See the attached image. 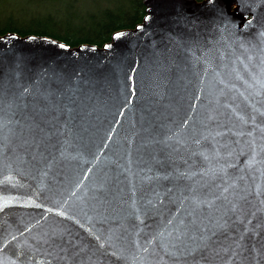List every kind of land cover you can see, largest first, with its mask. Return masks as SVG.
Segmentation results:
<instances>
[{
  "label": "water",
  "instance_id": "95a60500",
  "mask_svg": "<svg viewBox=\"0 0 264 264\" xmlns=\"http://www.w3.org/2000/svg\"><path fill=\"white\" fill-rule=\"evenodd\" d=\"M144 5L0 36V264H264V0Z\"/></svg>",
  "mask_w": 264,
  "mask_h": 264
},
{
  "label": "trees",
  "instance_id": "16d2710c",
  "mask_svg": "<svg viewBox=\"0 0 264 264\" xmlns=\"http://www.w3.org/2000/svg\"><path fill=\"white\" fill-rule=\"evenodd\" d=\"M145 16L144 0H0V36L16 33L49 37L70 48L102 47Z\"/></svg>",
  "mask_w": 264,
  "mask_h": 264
}]
</instances>
